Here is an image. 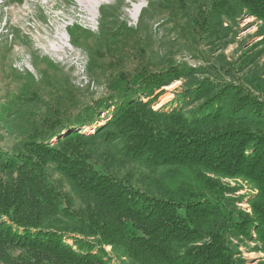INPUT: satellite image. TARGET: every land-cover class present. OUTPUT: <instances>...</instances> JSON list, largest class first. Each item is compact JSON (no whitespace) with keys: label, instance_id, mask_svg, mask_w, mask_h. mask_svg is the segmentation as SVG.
<instances>
[{"label":"trees","instance_id":"obj_1","mask_svg":"<svg viewBox=\"0 0 264 264\" xmlns=\"http://www.w3.org/2000/svg\"><path fill=\"white\" fill-rule=\"evenodd\" d=\"M211 1L216 19L246 11L264 23V0ZM199 73L124 76L93 133L83 128L99 122L101 104L74 121L57 112L28 123L11 152L0 149V264H110L106 247L132 264H236L231 232L255 233L264 249V100ZM181 80L182 106L155 109ZM225 180L257 191L251 214L230 210L238 188Z\"/></svg>","mask_w":264,"mask_h":264},{"label":"rangeland","instance_id":"obj_2","mask_svg":"<svg viewBox=\"0 0 264 264\" xmlns=\"http://www.w3.org/2000/svg\"><path fill=\"white\" fill-rule=\"evenodd\" d=\"M102 1L84 8L77 0H0V149L11 152L28 123L57 112L74 121L101 104L99 122L83 128L93 133L107 121L124 76L136 84L143 70L186 66L200 72L199 81L242 85L264 100V23L246 11L227 20L212 17L211 0ZM204 20L215 21L207 29ZM185 84L165 87L154 108L182 106ZM224 182L238 188L227 197L230 210L251 214L249 198L257 191L243 180ZM228 246L236 264H264L255 233L247 239L231 232ZM106 251L110 264H132Z\"/></svg>","mask_w":264,"mask_h":264},{"label":"bare ground","instance_id":"obj_3","mask_svg":"<svg viewBox=\"0 0 264 264\" xmlns=\"http://www.w3.org/2000/svg\"><path fill=\"white\" fill-rule=\"evenodd\" d=\"M84 8L94 7L99 8L102 5V0H77Z\"/></svg>","mask_w":264,"mask_h":264}]
</instances>
